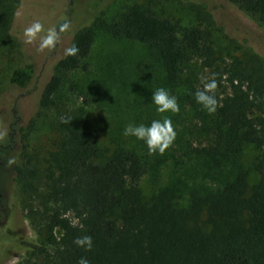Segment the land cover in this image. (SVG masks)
Here are the masks:
<instances>
[{
	"label": "trees",
	"instance_id": "16d2710c",
	"mask_svg": "<svg viewBox=\"0 0 264 264\" xmlns=\"http://www.w3.org/2000/svg\"><path fill=\"white\" fill-rule=\"evenodd\" d=\"M59 1L63 15L65 0ZM227 1L264 28V0ZM27 2L0 0V54L17 38L15 16ZM44 5L46 0H37L34 7L41 10ZM102 30L110 39L137 42L156 56L163 73L161 87L177 91L180 111L172 114L173 120L180 124L183 114L191 115L188 123L182 122L175 145L187 154L199 153L204 184L181 170L169 183L144 194L140 181L150 171L145 157L118 138H109L107 125L95 126L82 114L51 120L48 146L24 145L42 118L58 109L63 90L80 94L70 79L89 72ZM202 40L198 28L180 30L138 3L109 22L97 19L72 37L68 47L75 44L78 52H64L56 60L52 76L41 87L38 111L27 119L18 104L32 92L34 65L5 69L0 89V194L9 182L39 237L37 243H20L27 252L16 264H77L81 256L90 264H264V42L255 41L256 51L241 44L246 52L224 61ZM21 55H26L23 48ZM192 62L196 71L187 76ZM213 74L218 107L209 115L192 93ZM247 149L256 156L244 169ZM9 159L13 163L8 164ZM84 235L92 237L91 251L73 243ZM10 246L0 240V258Z\"/></svg>",
	"mask_w": 264,
	"mask_h": 264
},
{
	"label": "rangeland",
	"instance_id": "374dc122",
	"mask_svg": "<svg viewBox=\"0 0 264 264\" xmlns=\"http://www.w3.org/2000/svg\"><path fill=\"white\" fill-rule=\"evenodd\" d=\"M27 1V7L18 10L15 16L14 30L17 38H12L10 45L0 54V89L4 86L6 68L14 64L34 65L32 92L21 97L18 104V111L25 119L38 111L41 87L52 76L56 60L64 54L75 33L97 19L109 22L136 3L144 5L155 16L173 22L180 30L198 28L203 33L201 44H210L215 57L224 61L246 52L241 44L246 43L256 51L259 46L255 41L264 42V28L227 0H65L63 15L59 0L55 3L53 0H46V5L41 10L34 7L37 0ZM37 20L43 25L44 34L47 29L52 28L53 23L56 26L64 20L69 21L71 27L60 34L52 50L38 51L39 39L26 44L23 36V29ZM22 48L25 56L21 55ZM90 64L88 73L77 74L70 79L72 84L79 86L80 94L70 95L63 90L58 109L50 111L49 118H42L44 120L39 129L24 145L29 149L48 146L53 139V134L47 127L51 120L58 119L61 114H82L84 120L95 126L107 125L109 138H118L145 157L143 160L150 171L140 181L144 194L169 183L181 170L204 184L199 153L190 155L175 145L176 138L183 133L182 122L188 123L191 115L183 114L180 120L182 122L176 124L171 113L158 114L151 104L152 92L161 87L163 78L157 58L151 50L137 42L110 39L102 30L96 37ZM188 66L187 76L190 71H196L193 62ZM207 74L208 71L205 72ZM176 93L177 91L170 92L172 95ZM162 116L171 119L176 132L174 143L162 155H149L143 141L122 135L123 127L129 122L148 125L153 119H161ZM5 118L7 120L4 116V123ZM9 133L11 135L12 130ZM197 143L194 142V146L202 148ZM255 156L254 150L245 151L242 162L244 169L249 168ZM253 179L254 176L250 175V180ZM6 185L7 188L0 194V238L8 240L11 246L5 256L0 258V264H16L27 252L20 243H37L39 237L31 228L21 201L16 198L9 182Z\"/></svg>",
	"mask_w": 264,
	"mask_h": 264
},
{
	"label": "clouds",
	"instance_id": "9594fccd",
	"mask_svg": "<svg viewBox=\"0 0 264 264\" xmlns=\"http://www.w3.org/2000/svg\"><path fill=\"white\" fill-rule=\"evenodd\" d=\"M70 27V22L64 20L56 26L47 29L45 34L40 35L44 30L43 25L37 20L23 29L24 42L31 44L39 39L37 50L44 51L47 49L50 51L56 46L60 34L70 30ZM77 52L78 48L75 44L65 49V55H75ZM216 86L213 74V78L207 79V82H204L202 87L197 88L192 93L194 101L200 107V110L209 115L215 114L218 107V100L215 95ZM151 104L155 106V112L158 114H175L180 111L177 97L170 94L164 87H158L152 92ZM65 122L68 123L69 121ZM122 135L143 141L149 155H162L172 146L176 138L172 121L167 116H162L161 119H153L148 125L129 122L123 127ZM11 163H13V160L9 159L8 164ZM73 243L85 251H91L93 247L90 235L76 237ZM77 264H90V261L88 258L81 256L77 260Z\"/></svg>",
	"mask_w": 264,
	"mask_h": 264
}]
</instances>
